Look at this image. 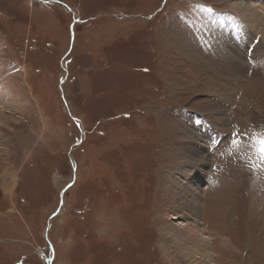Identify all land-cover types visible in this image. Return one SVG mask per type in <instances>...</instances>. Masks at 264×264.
<instances>
[{
	"label": "rangeland",
	"instance_id": "1",
	"mask_svg": "<svg viewBox=\"0 0 264 264\" xmlns=\"http://www.w3.org/2000/svg\"><path fill=\"white\" fill-rule=\"evenodd\" d=\"M240 1L264 3L0 0V264H264V42Z\"/></svg>",
	"mask_w": 264,
	"mask_h": 264
},
{
	"label": "bare ground",
	"instance_id": "2",
	"mask_svg": "<svg viewBox=\"0 0 264 264\" xmlns=\"http://www.w3.org/2000/svg\"><path fill=\"white\" fill-rule=\"evenodd\" d=\"M242 2L243 1H240V2L236 3L235 5H232L231 9L235 13H237L241 18H243V19L246 18L245 22H247V24L250 28L255 29L257 31V34L260 36L261 41L264 42V19L261 18V15L264 14V10L261 13V15L258 13L259 9H261V10L264 9V3L261 1L260 2H257V1L254 2L253 1L252 2V5L254 6L253 7L252 5H250L251 2H250V4L247 3L248 5L244 2L243 3ZM232 17L226 18L225 22H224V23L228 24L230 27H232V30L230 31L228 29L229 26L227 27L226 24L224 25V30L229 35L228 37L226 36L227 41L231 42L234 45V44H237L238 42H241L240 39L242 37H244L246 39V36L244 34V31L241 30V28H242L241 24L242 23H240L239 19H237L236 16L233 18ZM236 38L239 40L238 42H237ZM2 92L3 91L0 90V97L2 95ZM2 109L3 108L0 107V111H3ZM182 193L183 194L181 196H178V198H176L177 195L174 196V200L177 199L176 200L177 204H179L178 209L185 210L192 217L193 214L197 212L198 202L196 199H194L193 195H191L189 193V191H187V190H186V192L182 191ZM180 202H182V203L180 204ZM180 206H184L185 208H179ZM186 219L187 218H184L183 221H186ZM186 224L187 225L184 224L186 230L183 231V235H184L183 237H185V240L191 244V246H192L191 249H192L193 253L195 255H199L203 258H206L208 261H210L211 259H209V258L211 256V253L208 251V249H206V246L210 242L209 239L207 238V236H205L204 233H202L203 230L201 228H198L197 225H193L192 223H186ZM181 225L183 226V223H181Z\"/></svg>",
	"mask_w": 264,
	"mask_h": 264
},
{
	"label": "water",
	"instance_id": "3",
	"mask_svg": "<svg viewBox=\"0 0 264 264\" xmlns=\"http://www.w3.org/2000/svg\"><path fill=\"white\" fill-rule=\"evenodd\" d=\"M48 264H51V262H48Z\"/></svg>",
	"mask_w": 264,
	"mask_h": 264
}]
</instances>
